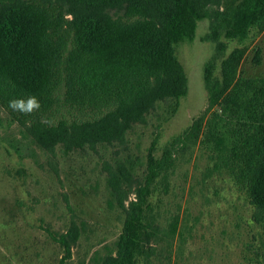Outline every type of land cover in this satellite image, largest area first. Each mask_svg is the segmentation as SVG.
I'll return each mask as SVG.
<instances>
[{"label": "trees", "instance_id": "1", "mask_svg": "<svg viewBox=\"0 0 264 264\" xmlns=\"http://www.w3.org/2000/svg\"><path fill=\"white\" fill-rule=\"evenodd\" d=\"M203 19L210 22L206 39L215 43L203 72L208 108L161 159L149 153L143 177L131 158L108 169L110 203L125 219L102 264H140L152 253L158 227L146 213L147 200L173 165L176 143L211 151L214 170L244 190L253 221L264 230V141L208 116L234 86L246 52H228L225 39L242 44L254 29L263 30L264 0H0V106L51 153L59 146L69 154L124 145L159 103L185 97L188 79L178 49L194 39ZM32 95L42 105L35 114L8 107L10 100ZM253 120L264 129V96ZM177 224L171 223L172 234ZM80 236L76 222L53 235L64 252L59 264H69Z\"/></svg>", "mask_w": 264, "mask_h": 264}, {"label": "rangeland", "instance_id": "2", "mask_svg": "<svg viewBox=\"0 0 264 264\" xmlns=\"http://www.w3.org/2000/svg\"><path fill=\"white\" fill-rule=\"evenodd\" d=\"M209 31V20L199 21L194 39L178 49L187 95L159 103L145 123L133 126L124 145L69 154L59 146L46 152L0 106V264H59L64 252L53 235L67 232L72 222L81 227V236L68 263L102 264L125 219L110 203L108 169L117 159L131 158L143 177L149 153L161 159L205 113L204 65L215 49L206 39ZM225 41L228 52L237 47L246 52L234 86L208 116L264 141L263 127L253 120L264 96V29H254L242 44ZM211 154L200 145H174L173 165L147 200L146 213L155 218L158 236L140 264H264V230L253 221L255 209L227 173L214 170ZM134 198L131 194L129 201Z\"/></svg>", "mask_w": 264, "mask_h": 264}, {"label": "clouds", "instance_id": "3", "mask_svg": "<svg viewBox=\"0 0 264 264\" xmlns=\"http://www.w3.org/2000/svg\"><path fill=\"white\" fill-rule=\"evenodd\" d=\"M8 107L22 115L30 116L38 112L42 105L38 98L34 95L28 96L27 98L12 99L8 103ZM42 123H49L48 121L42 120Z\"/></svg>", "mask_w": 264, "mask_h": 264}]
</instances>
